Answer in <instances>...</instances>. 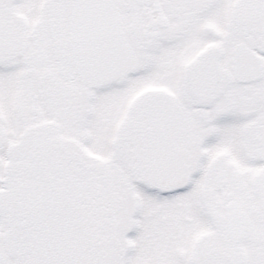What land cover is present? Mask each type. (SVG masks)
Segmentation results:
<instances>
[{"label":"snow or ice","instance_id":"obj_1","mask_svg":"<svg viewBox=\"0 0 264 264\" xmlns=\"http://www.w3.org/2000/svg\"><path fill=\"white\" fill-rule=\"evenodd\" d=\"M0 264H264V0H0Z\"/></svg>","mask_w":264,"mask_h":264}]
</instances>
